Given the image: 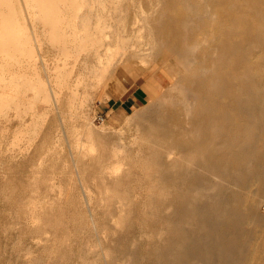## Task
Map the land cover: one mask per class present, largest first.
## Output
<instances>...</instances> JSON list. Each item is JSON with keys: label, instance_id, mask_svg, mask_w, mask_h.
Segmentation results:
<instances>
[{"label": "bare ground", "instance_id": "bare-ground-1", "mask_svg": "<svg viewBox=\"0 0 264 264\" xmlns=\"http://www.w3.org/2000/svg\"><path fill=\"white\" fill-rule=\"evenodd\" d=\"M145 70L123 125L96 128L99 90ZM15 193L4 228L41 249L13 233L0 264H264V0H0V195Z\"/></svg>", "mask_w": 264, "mask_h": 264}, {"label": "rangeland", "instance_id": "rangeland-1", "mask_svg": "<svg viewBox=\"0 0 264 264\" xmlns=\"http://www.w3.org/2000/svg\"><path fill=\"white\" fill-rule=\"evenodd\" d=\"M123 75L125 77L123 81L118 82L116 80L117 82H115L114 85L110 86L111 88L110 92L112 93V95L109 98L103 97L104 88H101L99 92L96 94L95 101L93 102V104H91L92 108L90 109L91 110L90 117L93 120L94 124L96 125L95 126L96 128H102V125H105L108 130L110 129L109 131L114 133L115 129H118L119 127H121L125 121L124 119L126 115L128 114V112H130V110H132L133 107L137 106L143 99V95L146 93V89H145L146 86L144 84H147L149 82L148 79L152 77L151 74H149L147 70H145L143 74L138 73V72H135L134 74L126 72ZM123 105L125 106V108ZM100 114L103 115L104 120L99 119ZM50 123H53V124L57 123V121L55 122V119L53 118V116H52V119L50 118ZM111 126L113 128H111ZM106 127H103L102 129H105ZM67 150L68 148L65 147L64 154L66 156L68 154ZM17 162H14L15 175L24 181L26 180V176L28 173L27 171L28 168L26 167L28 161L26 159V160H20ZM23 162L25 166L23 165ZM23 183L24 182H21V184ZM24 186L25 185H23L21 189L19 188L17 191L22 193L24 190ZM12 197L14 198L17 197L16 193H15V196L14 195L9 196V197H6V199L4 198L3 194L0 195V198H1L0 199V208H1L0 209V238L3 242L4 249H6L5 253L7 254L8 253L7 250H10L11 241L13 239L12 234L13 233L16 234V232L17 234L20 233L19 239L21 238V241H20L19 247L21 248V250H23L25 246L31 245L32 247L36 248V252H39V250L41 249L40 244L38 245L37 242L36 243L34 242L37 240L30 233H28L25 230H20V232L17 230L15 232L13 230H9V229L7 230L4 228V224L8 222L10 218H12L13 214H15L13 213L14 212L13 210H15V206H13L12 204L13 202ZM16 206L18 207V203L16 204ZM20 206H21L20 209H22L23 205L21 204ZM77 207L80 212V214L77 215V218L81 217L80 219L84 221L85 212L81 213V211H85V208L82 205H78ZM262 209L264 213V206L262 207ZM136 216H137L136 214L129 215L131 219V223L122 227L123 228L121 230L122 232H127L129 229L134 230L136 228L137 229L140 228L141 224ZM84 222H86V220ZM142 225L147 227L149 226V223H142ZM88 235H90V232L88 233ZM88 235L86 234V236ZM118 236H119V233L116 235V240L114 241L110 240L111 242L110 244L117 245V248H119L120 246L119 240L117 239ZM5 244L6 246H8V248L5 246ZM36 246L37 247L39 246V247L37 248ZM84 246H85V243L83 244V247ZM137 247L139 251H141V256L139 254V258H142V254L143 253L145 254L147 252V250L150 248V244L147 242V239L144 238L139 242ZM18 258H17L16 264H23L24 256L19 255ZM137 263L138 264H148V259L147 258L140 259L138 260ZM45 264H53V263H45Z\"/></svg>", "mask_w": 264, "mask_h": 264}, {"label": "built area", "instance_id": "built-area-1", "mask_svg": "<svg viewBox=\"0 0 264 264\" xmlns=\"http://www.w3.org/2000/svg\"><path fill=\"white\" fill-rule=\"evenodd\" d=\"M99 119L104 120V117L102 114L99 115Z\"/></svg>", "mask_w": 264, "mask_h": 264}, {"label": "crops", "instance_id": "crops-1", "mask_svg": "<svg viewBox=\"0 0 264 264\" xmlns=\"http://www.w3.org/2000/svg\"><path fill=\"white\" fill-rule=\"evenodd\" d=\"M124 106V105H123ZM124 108H125V106H124Z\"/></svg>", "mask_w": 264, "mask_h": 264}]
</instances>
